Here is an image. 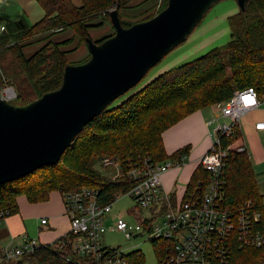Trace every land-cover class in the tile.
<instances>
[{
	"label": "trees",
	"instance_id": "1",
	"mask_svg": "<svg viewBox=\"0 0 264 264\" xmlns=\"http://www.w3.org/2000/svg\"><path fill=\"white\" fill-rule=\"evenodd\" d=\"M35 1L45 15L34 25L28 24L23 17L16 20L0 17V25L4 27L0 34V49L10 52L33 90L31 100H19L24 104L60 87L64 68L71 65L68 56L74 49H61L72 38L62 42L49 40L26 56L22 42L42 35H47V39L53 34L70 30L73 41L87 48L85 39L90 38L89 30L105 23L112 26L111 10H117L121 26L128 28L136 22L152 18L167 5V0H162L156 12L155 5H152L143 14L137 15L139 18L136 21H131L124 19V15L129 16L128 13L133 10L131 0H79V7L70 0ZM227 25L230 40L226 45L164 72L120 105L112 107L114 101L83 128L57 164L42 167L24 178L1 185L0 207L12 208L16 213V199L20 196H24L28 203L36 204L46 202L52 192L72 193L84 188L98 190L97 199L102 204H108L117 193L131 188L132 183L125 179L113 181L103 177L94 169L97 161L115 159L126 172L127 163H137L139 158L162 163L187 154V150H180L167 155L162 133L198 110L227 101L235 91L249 87L257 88L261 93L264 91V0L248 1L243 11L239 10L227 18ZM107 37L94 42L98 44ZM89 57L88 54L78 64L85 63ZM240 137L236 126L231 138L224 139L223 145ZM222 179L224 204L229 207L236 208L263 198L259 194L247 152L228 154L224 159ZM208 181L209 174L198 167L185 194L194 192L199 182L204 185ZM69 240L70 237L65 236L49 246H40L33 254L23 257L20 263L13 264L24 261L68 264L64 257L71 256L70 249L61 252L57 246ZM158 246L161 245L158 243ZM226 258L227 264H264V246L239 248L233 242ZM140 262V259L133 260V264ZM217 262L219 264L220 261Z\"/></svg>",
	"mask_w": 264,
	"mask_h": 264
},
{
	"label": "built area",
	"instance_id": "2",
	"mask_svg": "<svg viewBox=\"0 0 264 264\" xmlns=\"http://www.w3.org/2000/svg\"><path fill=\"white\" fill-rule=\"evenodd\" d=\"M4 31L0 25V34ZM10 91L11 94L7 92ZM10 101L16 93L6 87L0 93ZM264 103V91L249 87L235 91L227 101L213 105L226 123L217 124L211 131V146L200 158L198 167L209 174L208 183L199 182L194 192L184 194L180 201H172L171 195L163 188L161 177L169 169L181 166L187 155L181 154L174 160L153 163L149 158L137 163H127L123 172L120 163L111 158L101 159L105 168L115 167L117 174L111 180L125 179L132 183L126 191L117 193L113 201L102 204L98 190L84 188L78 192L61 193L65 215L69 222L66 237L57 250L70 249L71 256L64 257L68 264H133L140 259L141 251L123 252L108 248L102 243L106 232L122 233L126 240L147 237L156 256V264H227L230 245L239 248H260L264 246V197L258 202H247L236 208L224 204L222 171L224 159L232 152H247L239 139L223 145L224 139L231 138L234 128L243 115ZM263 123L255 125L262 130ZM118 169L120 171H118ZM128 197L134 203L126 215L134 220L129 224L125 219L110 217L112 206L120 198ZM12 208L0 207V225L13 214ZM111 219V220H110ZM47 224L46 218L39 221ZM161 246L156 247V244ZM37 240L24 237L18 246H0V264L20 263L40 246Z\"/></svg>",
	"mask_w": 264,
	"mask_h": 264
},
{
	"label": "water",
	"instance_id": "3",
	"mask_svg": "<svg viewBox=\"0 0 264 264\" xmlns=\"http://www.w3.org/2000/svg\"><path fill=\"white\" fill-rule=\"evenodd\" d=\"M220 1L167 0L162 11L128 28L113 9L114 34L98 44L86 38L89 59L67 65L57 90L21 105L0 95V186L57 164L83 128L183 44ZM248 1L235 0L240 11Z\"/></svg>",
	"mask_w": 264,
	"mask_h": 264
},
{
	"label": "crops",
	"instance_id": "4",
	"mask_svg": "<svg viewBox=\"0 0 264 264\" xmlns=\"http://www.w3.org/2000/svg\"><path fill=\"white\" fill-rule=\"evenodd\" d=\"M70 1L76 7L80 6L79 0ZM148 3H151V0H131L130 6L133 8L132 11H136L139 15L147 10L145 6ZM142 9L144 10L142 11ZM238 12V6L229 9V14L233 13L234 15ZM44 15L43 9L35 0H0V17L10 20L23 17L28 24L34 25ZM127 16L124 15L125 18ZM227 16L229 17V15ZM100 29L103 32L101 33L102 37L98 40L114 33L113 27L108 23H105ZM216 39V36H209L206 43L199 44V48L207 47ZM214 48L217 47L208 51ZM208 51L194 59L201 57ZM192 60L180 63L172 69ZM161 74L163 73L159 75ZM209 110L210 107L198 110L162 133L163 148L167 155L170 156L180 150H187L185 162L181 166L169 169L161 177L162 186L171 195L172 201L178 202L183 199L190 178L198 168L200 158L211 146L210 133L212 129L226 120L216 110L213 112ZM258 123L264 124V103L243 115L238 124L241 135L239 144L249 154V161L255 175L259 194L264 197V128L262 130L255 129V125ZM16 205L17 212L0 225V246H18L24 237L32 239L29 236L30 233H37L36 240L40 245L53 244L68 234L69 222L59 192L50 193L46 202L36 204H30L24 196H20L16 199ZM42 218H46L47 224L40 225L39 221Z\"/></svg>",
	"mask_w": 264,
	"mask_h": 264
},
{
	"label": "rangeland",
	"instance_id": "5",
	"mask_svg": "<svg viewBox=\"0 0 264 264\" xmlns=\"http://www.w3.org/2000/svg\"><path fill=\"white\" fill-rule=\"evenodd\" d=\"M161 2L162 0H151V3H148L145 7L146 9H148L150 8V6L155 5L156 12L157 8L161 6ZM233 7H237L235 0H223L216 3L208 11L200 25L193 30L187 40L183 44L175 48L173 51H171L168 55H166L159 64L149 70V72L142 79V81L128 93L118 98L113 103L112 107L120 105L128 97L140 91L143 87H145L152 80H154L153 78L158 76L160 73H164L165 71L170 70V68L172 69V67L180 63L192 60L213 47H222L226 45L227 42L230 40L229 28L227 25V15H233V13L229 14V9ZM143 10L144 9H142V11ZM152 11L153 9L151 10V12ZM128 14L129 16H127L126 18L124 17V19L136 21L139 18V16H137L136 11H130ZM100 27H97L93 30H89L90 38L93 41H96L100 39V37H102L101 33L103 31L100 29ZM46 36L47 35H42L32 40H26L22 42L21 44L24 45L23 50L25 55L30 56L49 40L53 42H62L70 38H72L70 43L61 46V49L65 51L74 49V51L71 52L68 56L69 64L78 65V63L86 59L89 54L87 48L83 44H80L77 41H73L74 37L70 30L58 34H53L52 36L47 37V39H45ZM209 36H216V41H214L207 47L199 48V44L206 43V39ZM10 85H12L13 87ZM6 87H12L16 95L20 97L17 98L15 96V98H12L9 101L13 104H24L21 103V101L19 100L29 101L34 97L30 82L19 71L13 56L10 54L9 51L5 49H0V93ZM214 110V107H210L209 111L213 112ZM227 121L228 120L226 119L221 123H226ZM94 169L107 179H111L117 174V170L115 167L104 168L102 166L101 160L97 161L94 164ZM118 171L120 170L118 169ZM133 206L134 203L131 199H129L128 197H122L115 204H113L112 211L109 215L110 217L123 218L129 224L133 225L135 223L134 220L126 215L127 209ZM29 236L32 239L36 240L37 233H30ZM146 239L147 237H143L138 238L136 240L128 241L125 239L122 233L106 232L102 237V243L105 247L118 248L123 252L139 250L144 256V264H156L157 260L155 253L152 249V244ZM22 264H35V262L24 261Z\"/></svg>",
	"mask_w": 264,
	"mask_h": 264
},
{
	"label": "bare ground",
	"instance_id": "6",
	"mask_svg": "<svg viewBox=\"0 0 264 264\" xmlns=\"http://www.w3.org/2000/svg\"><path fill=\"white\" fill-rule=\"evenodd\" d=\"M7 93H8V94H11V92H10V91H8Z\"/></svg>",
	"mask_w": 264,
	"mask_h": 264
}]
</instances>
